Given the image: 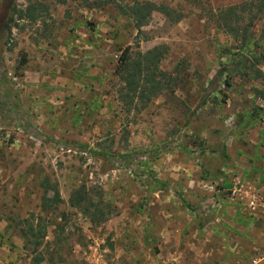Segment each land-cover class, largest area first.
<instances>
[{
	"label": "rangeland",
	"instance_id": "1",
	"mask_svg": "<svg viewBox=\"0 0 264 264\" xmlns=\"http://www.w3.org/2000/svg\"><path fill=\"white\" fill-rule=\"evenodd\" d=\"M247 1L0 0V264H264V12ZM146 2L162 7L139 26ZM127 46L160 49L145 99Z\"/></svg>",
	"mask_w": 264,
	"mask_h": 264
},
{
	"label": "trees",
	"instance_id": "2",
	"mask_svg": "<svg viewBox=\"0 0 264 264\" xmlns=\"http://www.w3.org/2000/svg\"><path fill=\"white\" fill-rule=\"evenodd\" d=\"M258 1H262V4L258 8V11L264 12V0H250L247 2H244L243 4H253L255 2L258 3ZM162 6H157L153 2H146L144 4H137L136 6H133V9L135 11V15L138 19V25L141 26L146 18L147 14H149L154 9H160ZM238 5H232L228 10L233 11L235 8H238ZM238 33V32H237ZM160 49L156 48L151 51H149L144 59L140 60H131L130 58V46H127L124 51L122 52V55L120 57V73L125 80V89H128L127 96L133 97L139 96L142 99H145L148 95L149 89L153 88L154 90L150 93H153L156 89H158L159 85L155 83L153 87L146 86L149 83H152V78L154 77V71L151 70L150 66H148L149 63L153 61V59H159ZM158 57V58H157ZM147 72V73H146ZM143 81V83H142ZM130 92V93H129ZM134 94V95H133ZM118 159L122 160L125 159L126 155L121 154L119 156H116ZM86 192H80L74 194L71 197V203L73 206L79 205V207L82 209L89 210L90 201L87 200L84 196ZM81 195V196H77ZM57 200H60L59 194L56 196Z\"/></svg>",
	"mask_w": 264,
	"mask_h": 264
}]
</instances>
